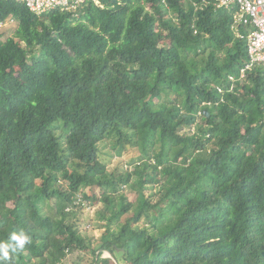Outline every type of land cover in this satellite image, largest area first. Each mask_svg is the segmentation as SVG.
<instances>
[{"label": "trees", "instance_id": "trees-1", "mask_svg": "<svg viewBox=\"0 0 264 264\" xmlns=\"http://www.w3.org/2000/svg\"><path fill=\"white\" fill-rule=\"evenodd\" d=\"M97 1L0 0L17 23L0 41V243L29 237L3 264H264V70L239 79L237 8ZM109 142L137 160L109 169Z\"/></svg>", "mask_w": 264, "mask_h": 264}, {"label": "built area", "instance_id": "built-area-1", "mask_svg": "<svg viewBox=\"0 0 264 264\" xmlns=\"http://www.w3.org/2000/svg\"><path fill=\"white\" fill-rule=\"evenodd\" d=\"M23 4L30 12L40 15L54 9L63 12H76L87 1L96 5L97 0H7ZM209 0H201L208 3ZM165 4V0H161ZM215 10L237 8L233 16L232 31L235 36L245 41L250 62L240 71L239 79L245 77V71L254 64H261L264 70V0H211ZM4 23H0V28ZM243 30V32H241Z\"/></svg>", "mask_w": 264, "mask_h": 264}, {"label": "rangeland", "instance_id": "rangeland-1", "mask_svg": "<svg viewBox=\"0 0 264 264\" xmlns=\"http://www.w3.org/2000/svg\"><path fill=\"white\" fill-rule=\"evenodd\" d=\"M17 28V23L12 19H7L0 28V41H4L6 38L13 36L15 30ZM102 148V158L104 159V163L109 169H114L117 165L121 166V169L124 171L125 169L129 168L130 165L137 160V156L133 155V149L131 147L125 148V150L121 151L120 148L115 145V143H107L105 146H101ZM127 192V189H123ZM133 196L129 195V198ZM99 209V205H94L89 210V207H86L85 213L89 214V220L92 221L91 224L86 226V231L84 228H81L82 234H86V236L91 237L92 240H96L101 236L103 229L99 226V224H103L102 221L97 220L96 211ZM90 253H80L76 252L67 256L60 264H82L84 260L89 259ZM110 255L108 253H104L102 258H109Z\"/></svg>", "mask_w": 264, "mask_h": 264}, {"label": "clouds", "instance_id": "clouds-1", "mask_svg": "<svg viewBox=\"0 0 264 264\" xmlns=\"http://www.w3.org/2000/svg\"><path fill=\"white\" fill-rule=\"evenodd\" d=\"M0 23H5V22H0ZM10 240L15 242V244L13 245L12 243H0V254H2V259H0V264H3V261L8 259L9 248H12L14 251L16 248L23 247V245L28 242L29 237L24 233H20L19 235L13 234Z\"/></svg>", "mask_w": 264, "mask_h": 264}]
</instances>
